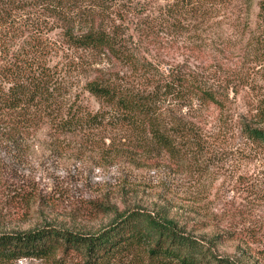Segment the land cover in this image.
Masks as SVG:
<instances>
[{
  "label": "trees",
  "instance_id": "obj_1",
  "mask_svg": "<svg viewBox=\"0 0 264 264\" xmlns=\"http://www.w3.org/2000/svg\"><path fill=\"white\" fill-rule=\"evenodd\" d=\"M124 1L0 0V138L20 142L46 122L62 133L114 129L119 141L124 136L134 142L135 155L155 152L179 164L191 163V152L204 151L193 112L203 106L225 108L230 91L236 93L246 81L236 69L222 72L223 63L206 64L212 47L191 41V18L202 21L216 0H171L157 14L136 16L133 28L122 22L128 10ZM46 25L61 29L66 66L83 71L84 90L100 103L96 110H81L78 96L71 100L64 92L58 66L39 62L40 54L50 55L53 47L45 40ZM8 35L23 37L16 54L33 58L3 64ZM79 52L81 62L75 60ZM261 54H253L256 62L264 60ZM240 127L248 141L264 146V124L243 119ZM131 191L122 186L114 202L107 195L89 201L92 211L108 218L93 231L48 220L1 230L0 264L58 252L77 255L81 264H113L127 257L133 264H245L243 258L218 254L217 241L199 238L198 222L188 229L189 222L170 216L171 206L144 204Z\"/></svg>",
  "mask_w": 264,
  "mask_h": 264
},
{
  "label": "rangeland",
  "instance_id": "obj_2",
  "mask_svg": "<svg viewBox=\"0 0 264 264\" xmlns=\"http://www.w3.org/2000/svg\"><path fill=\"white\" fill-rule=\"evenodd\" d=\"M169 1L125 0L123 7L128 10L122 22L133 28L136 16L157 14ZM216 2L202 21L191 18V41L212 47L206 64L223 63L222 72L236 69L246 81L236 93L230 91L225 108L203 106L193 112L191 119L202 130L204 151L191 152V163L179 164L155 152L151 157L135 155L134 142L123 135L119 141L114 129L62 133L48 128L46 122L20 142L0 138V231L26 229L46 220L58 227L96 230L108 218L92 211L89 201L107 195L114 202L118 188L124 186L132 189L131 194L137 191L144 204L171 206L170 216L189 222L188 229L191 222H198L201 226L195 234L205 242L217 241L218 254L243 258L245 264H264V146L248 141L240 127L243 119L264 124V60L256 62L253 55H264V10L260 13L264 0ZM50 25L45 40L53 45L48 48L51 54H40L39 62L58 66L64 92L71 100L78 96L81 110H96L100 103L84 90L83 71H69L66 66L61 29ZM23 40L8 41V51L1 54L3 64L11 58H33L16 54ZM82 53L75 60L81 62ZM13 264H81V259L58 252L50 257H22ZM113 264L133 261L119 258Z\"/></svg>",
  "mask_w": 264,
  "mask_h": 264
}]
</instances>
